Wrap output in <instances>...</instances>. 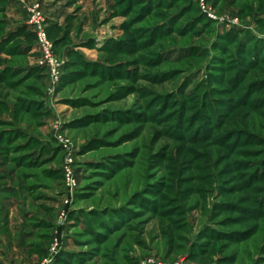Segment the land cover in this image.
<instances>
[{
  "label": "rangeland",
  "instance_id": "obj_1",
  "mask_svg": "<svg viewBox=\"0 0 264 264\" xmlns=\"http://www.w3.org/2000/svg\"><path fill=\"white\" fill-rule=\"evenodd\" d=\"M24 1L74 76L49 94L36 51L0 53V247L28 249L8 247L12 264H264V0ZM13 128L26 134L7 142ZM56 137L74 151L71 194Z\"/></svg>",
  "mask_w": 264,
  "mask_h": 264
},
{
  "label": "built area",
  "instance_id": "obj_2",
  "mask_svg": "<svg viewBox=\"0 0 264 264\" xmlns=\"http://www.w3.org/2000/svg\"><path fill=\"white\" fill-rule=\"evenodd\" d=\"M19 4L23 5L25 8V25L35 36V51L38 54V61L36 63L37 67L44 68L48 77V93L52 94L59 85L63 63L59 62L54 53L53 45L49 41L46 33L47 20L48 17L45 12H43L39 2L26 5L24 0H15ZM57 138L58 147L64 151V163L62 166V178L63 184L67 189V193L71 194L76 188V176L74 165V151H72L69 143L60 137ZM66 203V201H65ZM66 212L62 209L58 215V225L60 227L64 226L66 221ZM59 251V241L58 238H53L49 247L48 256H53ZM51 260L46 259L42 264H50Z\"/></svg>",
  "mask_w": 264,
  "mask_h": 264
},
{
  "label": "trees",
  "instance_id": "obj_3",
  "mask_svg": "<svg viewBox=\"0 0 264 264\" xmlns=\"http://www.w3.org/2000/svg\"><path fill=\"white\" fill-rule=\"evenodd\" d=\"M1 2L4 4L3 5L4 6L3 8H5L6 1L5 0H0V3ZM48 20H47V27H46L47 35H49L50 30L55 26V23H52L51 20H49V21ZM0 23H1V21H0ZM16 39H21L22 40V42L19 43V45H17V52L20 53V54H22V53L27 54L28 51L32 48V46L35 43V36H34V34L31 33V31L27 28L26 25H24L21 28H19L17 31H15L14 33H11V34L7 35L6 32H5L4 35H0V53L1 52H6V51L8 52L10 49H8L7 46L10 44V42L15 41ZM224 39L229 40V42H232V41H235L237 39V36L235 35L234 32H228V33L225 34ZM59 40L60 39L55 40L54 41V44L57 45L59 43ZM258 40L259 39L253 40L254 41V43H253L254 44V47L252 49V54L251 55L249 54L250 56L248 55L249 56V60L247 61V63L241 64L238 68H236V73H235V75L233 77V83H232L233 86H236L237 85V83L239 81V78H241V74L243 72L247 71V68L254 67L257 64V62L255 60H257V59L259 60L258 55L261 56L260 55L261 49H259V48L263 47L259 43ZM242 44H244V43L242 41H239L238 40V46H239V49L238 50H241L240 47H242ZM6 47H7V49H6ZM238 50L236 49V51L234 53L235 55L237 54ZM261 54L263 56L262 57V60L264 61V52L261 53ZM242 58L245 59V57H242ZM83 65H84L85 69L88 68V63H85ZM246 65L249 66V67H247ZM102 66L103 65H101L100 67L103 70V67ZM65 67H66V65H65ZM65 67H64V69H62L64 72L62 73V76H61V79H60V84L61 85H64L65 83H68V82H71L73 80L72 76H74L73 73L67 72L65 70ZM34 69H35V72L37 73L38 77L43 76L44 78H47V73H46V70L44 68L36 67ZM28 102H26L27 104L24 105V107H23L25 111H30V110L33 111L34 108L37 109L38 106L41 105V103H30L31 101H28ZM210 129H211L210 127H207V128L204 127L203 136L209 134ZM3 132H4V134L1 133V134H3L2 135V138L4 140H6L7 142H11L13 139H15V137H17L19 135H25L26 134V132L22 131L19 128H13L12 130H8V131H6L7 132L6 134H5V131H3ZM34 142H35L34 139L32 137H30V138H28V141L25 144L21 145L20 147H25V146L31 145ZM55 152H59V149L58 150H55ZM61 177H62V175H61ZM154 210H156V208ZM116 217H118V220L120 219L121 221L123 219L122 218V214L120 212L118 216H116V215L113 216V218H114L113 219L114 220L113 222L114 223H117V220H116L117 218ZM118 222H120V221H118ZM42 224H43V226H50V225L45 224V223H42ZM107 230H110V228L107 229ZM98 235H100V234H95V238H97ZM222 235H229V233H224ZM100 236L102 238H104V235L101 234ZM61 255H63V253H61ZM61 255L59 253V255L57 256L56 261H55L54 264H59V263H62V262L64 263L65 262L64 261L65 259H63L61 257Z\"/></svg>",
  "mask_w": 264,
  "mask_h": 264
},
{
  "label": "crops",
  "instance_id": "obj_4",
  "mask_svg": "<svg viewBox=\"0 0 264 264\" xmlns=\"http://www.w3.org/2000/svg\"><path fill=\"white\" fill-rule=\"evenodd\" d=\"M6 1V5L5 7L10 9L12 12H11V15L13 17L12 21L9 20L8 22V25L10 28H8V30L6 31V34L9 35L11 33H14L15 31H17L19 28H21L22 26L25 25V9H24V6L19 4L18 2L14 1V0H5ZM20 6V7H19ZM23 15H22V14ZM24 16V17H21ZM52 19V18H51ZM35 49V45L32 46V48L28 51V55H33L34 54V50ZM55 170H52V172H54ZM52 208L50 207V210ZM24 217V220L27 221V219H30L32 217V215H28L27 213H25L23 215ZM37 222V225H40L42 223H45V224H48V225H51V223L46 220V219H42V218H38V220L36 221ZM33 226V225H32ZM35 230L32 231V233H25L23 235V233L21 234V237L22 239H26L25 237H33L35 235ZM32 235V236H31ZM20 238V237H19ZM18 238V241L15 242V244H8L7 246L9 247V249H7L8 247H6V244L3 246V247H0V255L3 256L2 257V260H0V264H12L11 260L8 257V251H10V253H12V250H20V249H24L25 250V253L28 254V249L26 248V245L23 244V242L21 241V239ZM27 249V251H26ZM23 252V251H22ZM5 257V258H4Z\"/></svg>",
  "mask_w": 264,
  "mask_h": 264
}]
</instances>
